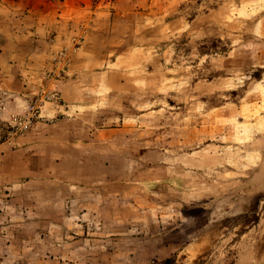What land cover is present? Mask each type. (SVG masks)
I'll return each instance as SVG.
<instances>
[{
    "label": "rangeland",
    "instance_id": "rangeland-1",
    "mask_svg": "<svg viewBox=\"0 0 264 264\" xmlns=\"http://www.w3.org/2000/svg\"><path fill=\"white\" fill-rule=\"evenodd\" d=\"M116 1L91 0L88 18L77 23L69 42L50 48L48 58L38 63L36 85L25 100L39 98V87L52 83L59 96L41 101L40 117L22 135L42 120L45 104L59 102L60 84L94 18L100 10L112 11ZM141 2L134 29L122 35L117 51L129 53L115 65L108 62L106 70H112L103 74L111 73L107 82L115 88L118 75L125 79L140 71L141 88L94 114L97 125L116 129L112 139L121 148L108 147L110 158L120 159L114 151H140L143 165L136 164L135 172L152 181L146 195L156 188L164 202L152 197L153 204L145 206L154 211L152 221L138 220L134 232L105 230L97 237L115 239L109 246H115L116 264L117 245L132 243L131 236L139 238L141 264H168L165 259L173 264H264V0ZM62 49L68 54L58 59ZM56 72L60 75L52 79ZM1 78L0 148L11 150L22 135L8 136L2 121L27 105L7 108L11 91ZM76 258L90 264L97 259L93 250Z\"/></svg>",
    "mask_w": 264,
    "mask_h": 264
},
{
    "label": "crops",
    "instance_id": "crops-1",
    "mask_svg": "<svg viewBox=\"0 0 264 264\" xmlns=\"http://www.w3.org/2000/svg\"><path fill=\"white\" fill-rule=\"evenodd\" d=\"M141 1L117 0L112 11H99L60 84L59 102L45 104L42 120L18 137L11 150L0 148L6 151L0 153V264H90L76 256L85 258L92 250L96 264H116L115 246H109L115 239L99 238V231L134 232L138 220L152 221L154 211L145 208L153 204L152 197L163 205L156 188L146 195L152 181L135 172L141 152L114 151L120 159L110 158L108 147L121 148L114 142L116 129L97 125L94 114L141 88L143 75L137 70L125 79L118 75L115 88L107 82L111 73L103 78L112 70H106L108 62L115 65L129 53L117 51L122 35L134 29ZM90 2L0 0V78L11 91L9 110L28 104L38 63L48 58L50 48L69 42L77 23L88 18ZM140 198L146 200L141 211ZM131 220L133 227H126ZM96 221L100 226L92 228ZM131 237L132 243L117 245L119 264L143 262L139 238Z\"/></svg>",
    "mask_w": 264,
    "mask_h": 264
},
{
    "label": "built area",
    "instance_id": "built-area-1",
    "mask_svg": "<svg viewBox=\"0 0 264 264\" xmlns=\"http://www.w3.org/2000/svg\"><path fill=\"white\" fill-rule=\"evenodd\" d=\"M66 54H68V50L62 49L61 51L58 52L57 58L58 59L63 58L66 56ZM59 75H60L59 72H56L55 74L52 75V79H54V77H58ZM50 85L52 86H49L47 88L39 87V89L37 90L39 94V98L36 97L33 100L30 98V101L28 102L25 111H23L18 115L12 114V116H10L11 118L9 121H2V124L3 122H5V124L3 125L4 128L7 130L8 136L22 135L29 129V127L35 121V118L40 117V114L37 109L39 110L41 109L40 104L42 100L47 99L53 101L54 99L58 98L59 94L56 91L55 86L53 85V83ZM0 102L2 101L0 100ZM1 111H4L3 106L1 108ZM0 138H1V134H0Z\"/></svg>",
    "mask_w": 264,
    "mask_h": 264
},
{
    "label": "trees",
    "instance_id": "trees-1",
    "mask_svg": "<svg viewBox=\"0 0 264 264\" xmlns=\"http://www.w3.org/2000/svg\"><path fill=\"white\" fill-rule=\"evenodd\" d=\"M165 262L168 264H173V260L172 259H165Z\"/></svg>",
    "mask_w": 264,
    "mask_h": 264
}]
</instances>
